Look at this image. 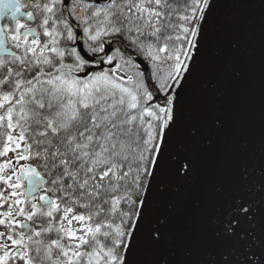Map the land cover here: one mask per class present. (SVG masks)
Segmentation results:
<instances>
[{"label": "snow or ice", "instance_id": "1", "mask_svg": "<svg viewBox=\"0 0 264 264\" xmlns=\"http://www.w3.org/2000/svg\"><path fill=\"white\" fill-rule=\"evenodd\" d=\"M0 264H264V0H0Z\"/></svg>", "mask_w": 264, "mask_h": 264}, {"label": "water", "instance_id": "2", "mask_svg": "<svg viewBox=\"0 0 264 264\" xmlns=\"http://www.w3.org/2000/svg\"><path fill=\"white\" fill-rule=\"evenodd\" d=\"M262 114V91L259 58L252 64L249 70L248 83L244 92L242 102V115L245 122L246 131L253 135V139L258 143Z\"/></svg>", "mask_w": 264, "mask_h": 264}]
</instances>
